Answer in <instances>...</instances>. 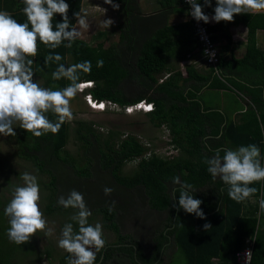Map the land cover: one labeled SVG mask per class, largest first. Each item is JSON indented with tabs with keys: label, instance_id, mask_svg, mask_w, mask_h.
I'll return each instance as SVG.
<instances>
[{
	"label": "trees",
	"instance_id": "1",
	"mask_svg": "<svg viewBox=\"0 0 264 264\" xmlns=\"http://www.w3.org/2000/svg\"><path fill=\"white\" fill-rule=\"evenodd\" d=\"M171 1L167 0L159 8L145 13L138 0H114V3L120 4V9L109 10H121L123 16V21L116 23L120 42L106 46L97 41L91 45L77 38L71 48L66 47L68 42L64 41L58 48L50 49L38 41V54L30 59L34 60V75L43 78L45 86L53 90L66 87L70 82L52 79V72L58 64H45V57L50 52L59 53L63 57L59 63L65 66L91 61V73L81 75V82L92 81L94 84L87 92L98 101H113L120 107L141 100L151 102L154 108L145 114L154 126L167 129L170 134L168 143L179 148L183 154L167 158L157 154L141 138L128 134L122 136L114 131L108 132L100 143L94 123L81 121L78 124L84 126L77 129L76 134L84 142L86 162L80 168L75 159L62 155L69 136L67 122L58 133L49 132L40 137L21 128L18 142L23 148L22 155L31 161L38 173L49 177L46 186L49 195L43 210L45 215L62 209L57 205V198L68 194L63 188V182H66L62 178L64 176L71 179L77 191L85 192L86 200L92 198L91 204L86 206L96 207L95 211L103 215L105 227L117 236L115 243H107L105 249L97 252L96 261L102 255V262L126 255L129 264H162L158 261L160 250L174 236L173 242L184 251L188 264H236L234 252L242 248L245 238L255 237L251 264H264V211L259 203L264 199V181L249 185L258 191L237 203L227 195L228 186L219 177L213 180L204 163V158L212 157L217 148L235 150L240 146L256 144L264 164V51L256 45V31L264 29V12L235 14L232 22L209 24L212 39L217 43L221 36L229 37V24L243 23L247 27V45L242 57L232 55L225 58L220 52L218 63L205 69L193 63L199 57L195 52L198 42L193 21L188 18L187 4L183 0ZM66 2L70 5L68 17L71 30L77 22L75 13L82 9L83 0ZM196 2L204 5V0ZM216 6L217 0H212L211 6H204L203 11L214 15ZM24 7L23 0H0V11H8L20 23L27 22ZM182 9L186 19L173 22L175 14L183 15ZM99 18L98 24L107 23L110 17L103 15ZM62 20L61 14H55L54 27ZM108 35L106 29L96 34L98 38ZM101 59L103 67H97V61ZM184 60L188 61L184 66L185 75L179 65ZM174 62H177V68ZM125 81L134 84L138 90L126 93L122 86ZM204 89L245 92L250 102L240 112L241 121L229 119L224 110L206 106L199 97ZM247 113L250 115L246 116ZM49 118L53 121L57 119L50 113ZM90 149H93L92 156ZM128 161L135 162V168L127 175L120 174L121 167ZM93 163L97 165L95 182L89 180L93 176L90 170ZM176 176L191 184L195 190L191 194L202 200L200 207L205 215L203 218L195 215V227L181 224L184 211L179 208V192L176 199H172L173 189L179 187L172 183V178ZM95 185L100 190L109 187L112 192L138 189L137 195L146 201L149 208L164 212L163 227L154 231L153 252L146 254L139 241L129 234H121L117 223L120 204L114 206L110 213L108 207L113 202L105 194H93L92 187ZM69 223L78 231L75 221L69 220ZM205 224L211 227L206 229ZM125 242H132L137 250L123 244L114 245ZM46 256L50 257V252H46ZM68 256L60 260L61 264H66ZM0 264H10L9 257L1 255Z\"/></svg>",
	"mask_w": 264,
	"mask_h": 264
},
{
	"label": "clouds",
	"instance_id": "2",
	"mask_svg": "<svg viewBox=\"0 0 264 264\" xmlns=\"http://www.w3.org/2000/svg\"><path fill=\"white\" fill-rule=\"evenodd\" d=\"M23 3L25 4L23 13L27 17V22L20 23L8 11H0V134L15 136L14 125L17 122L19 127L36 137L49 132L56 134L65 122L73 118L71 100L82 90V82L85 81L81 82V75L91 73V61L65 66L59 63L63 59L59 53L50 52L45 57V64L52 62L58 64L56 70L52 72V79L54 81L66 79L70 83L66 87L53 90L34 82V60L30 57H36L38 54V41L50 49H56L67 41L65 46L71 48L80 32L75 27L69 30L70 5L66 0H23ZM106 3L114 9L120 7L114 0H106ZM187 3L191 5L190 15L198 22L204 23L232 22L235 14L264 11V0H217L214 15L210 17L205 14L203 7H210L212 0H204V5L197 3L196 0H187ZM83 11L81 9L75 13L81 26L85 24ZM55 14H61L63 20L54 27ZM107 22L112 24L111 19ZM103 65L102 59L97 61V67ZM93 85L85 87L80 93L84 95V99L87 95H90V100L95 99L87 92ZM85 101L91 106L92 101L89 102L87 99ZM96 110L104 111L102 108ZM49 113L57 119L55 121L50 119ZM214 152L212 157L204 158V163L208 166L207 170L213 180L219 177L228 186L227 195L232 200L241 203L258 191L256 187L249 186L254 182L264 181L261 150L256 144L240 146L235 150L217 148ZM21 179L24 181L23 186L13 189L12 199L4 209L5 215L10 218L9 239L16 244L29 241L40 231L49 237L54 232V229L48 226L40 208L41 195L37 177L25 172ZM172 183L179 186L172 192L173 200L179 192V208L203 218L205 214L200 207L202 200L194 198L191 194L195 192L193 186L181 181L179 176L173 177ZM112 191L113 189L109 187L104 188L105 195H110ZM259 203L261 210L264 211V199ZM58 204L65 208L78 209L71 217L78 224V231L74 230L72 223H67L58 241V246L70 254L66 264H95L96 253L106 246V240L100 223L89 224L88 217L92 213L86 206L83 194L73 189L67 197L60 196ZM114 204L115 202L108 207L110 213L114 210ZM173 207L176 205L173 204ZM204 227L207 229L211 225L205 224Z\"/></svg>",
	"mask_w": 264,
	"mask_h": 264
},
{
	"label": "rangeland",
	"instance_id": "3",
	"mask_svg": "<svg viewBox=\"0 0 264 264\" xmlns=\"http://www.w3.org/2000/svg\"><path fill=\"white\" fill-rule=\"evenodd\" d=\"M107 6H109V4L106 3L105 0H83L82 9L84 11L82 15L85 24L81 26L77 21L74 25L80 32L78 38L85 40L91 45H95L97 41L102 42L106 46L121 41L119 28L116 23L119 24L122 22L123 16L117 11L109 10ZM181 12H183V9ZM103 15L109 16L110 18L108 19H111L113 24L108 25V22H101L98 24L100 19L99 16L103 17ZM183 17L186 18L185 12H183ZM174 20L175 19H172V21ZM105 29L109 31V35L107 37L100 36L98 38L96 36L97 32ZM262 33L264 34V31H262ZM262 37L264 41V35H262ZM218 48L220 49L221 46L218 45ZM193 63L195 66L199 65L196 61H193ZM174 64L177 68V62H174ZM179 65L181 71H183V75H185L183 63L180 62ZM198 67H200V65ZM200 71L205 72L204 70ZM33 79L34 82H37L40 86L46 87L43 78L34 75ZM122 86L128 94L138 90L134 84L128 81L123 82ZM244 93L243 91L235 92L231 89H204L199 94V97L206 106L220 108L229 116V119L240 122V114H233V112L247 108L248 100L247 95H244ZM71 109L73 118L71 121L67 122L69 124V136L65 148L63 149L65 152L62 155L65 156L67 154V157L75 159V161H77L76 165L79 168L86 162L83 153L86 150L84 142L79 140L76 134L77 129L84 126L82 125L80 127V124H78L81 121L94 123L93 127L100 135V143L108 136V132L114 131L122 134V136L128 134L141 138V140L146 142V144L148 143L157 154L164 155L167 158L183 154L179 148L171 147L172 145L168 143L170 141V134L167 129L164 126H154L148 115L143 112L128 114L122 111V109H109L102 112L95 109L93 110L85 101L84 95L79 93L71 100ZM249 115L250 113L246 114V116ZM14 127L16 132L15 136L0 134V211L2 212V214H0V257L1 255L4 258L9 257L10 264H61L59 260L65 255L70 254L58 246V241L61 239L64 225L69 223V220H72L71 217L78 211V209L70 207L65 208L58 204L59 197H67L68 194L59 195L57 198V205L64 210L58 209L50 215L44 214L48 226L54 229L52 236H45V233L40 231L23 244H16L9 239L8 229L10 227V218L5 215L4 209L12 199L13 189L17 186H23L24 181L21 179V175L28 172L37 177L41 195L39 203L42 211L47 204V197L49 195L46 189L49 177L45 174L38 173L31 161L24 158L22 155L23 148L18 142V139L21 137V127H19L18 122ZM94 148L95 146H93V149ZM93 149L89 151L91 156ZM93 165L94 166L90 168L93 176L89 178V180L95 182L97 165L94 163ZM135 165V162H126L121 167L120 174H129L135 168ZM93 167L94 170H92ZM65 173L66 172L63 174ZM62 178L66 181L63 182V188H66L68 193L76 188L71 182V179L66 176ZM92 190L93 194H105L104 190H100V187L96 185L92 187ZM137 190L138 189H120V192L114 191L106 197H109L112 202H115V207L117 204H120L117 213V223L121 234H129L132 238L140 240V242L143 243V250L146 254H149L152 252L153 242L151 239L154 231L161 226L160 222L164 220L165 214L164 212L149 208L146 201L142 200V198L137 195ZM80 193L83 194L86 204H91L92 198L88 197L86 200L85 192ZM251 202H253V200H251ZM88 209H90L92 213V215L88 217L89 224L95 225L96 223H100L103 227L104 239L106 242L108 244L115 243L117 241V236L112 230L105 227L103 215L95 211L96 207L92 206ZM183 211L181 224L190 227L188 222L193 221L195 215L187 213L184 209ZM191 217L193 219H191ZM46 252H50V257L46 256ZM166 254L167 256H164L162 259V264H188L187 256L181 248L174 250V247H170L166 250Z\"/></svg>",
	"mask_w": 264,
	"mask_h": 264
},
{
	"label": "built area",
	"instance_id": "4",
	"mask_svg": "<svg viewBox=\"0 0 264 264\" xmlns=\"http://www.w3.org/2000/svg\"><path fill=\"white\" fill-rule=\"evenodd\" d=\"M183 2L187 4L188 18H190L193 21V25L195 27V31L197 34L196 36H197L198 46L195 49V52L199 54V57L195 59V61L200 65V67H203L205 69L209 68L210 66H215L219 61L220 49L218 48V44L212 39V34L209 30L210 23H204L203 21L198 22L195 18H193L190 15L191 5L187 3V0H183ZM212 54H214V56H212ZM187 62H188L187 60L181 62L183 63V67ZM199 65H197V67ZM82 84L83 87L82 90L78 92L79 94L83 92L85 87L93 85L92 81H85L82 82ZM86 97L85 100L87 99V101L89 102L92 101L90 107L93 110L101 109V108L104 109V111L109 109L112 110L122 109V111L129 114L135 111L150 112L154 108L153 104L146 100H141L134 104H129L124 107H120L116 102L113 101L106 100L100 103L95 99L90 100L91 98L90 95H87ZM101 105H103V107H101ZM254 239L255 237L245 238L242 248L234 252V261L236 264H251ZM212 259L214 261L217 260V258H212Z\"/></svg>",
	"mask_w": 264,
	"mask_h": 264
},
{
	"label": "crops",
	"instance_id": "5",
	"mask_svg": "<svg viewBox=\"0 0 264 264\" xmlns=\"http://www.w3.org/2000/svg\"><path fill=\"white\" fill-rule=\"evenodd\" d=\"M165 1H167V0H138L140 7L142 8L143 12H145V13L151 12V11L155 10L156 8H159L161 6V4ZM173 1H171V2H173ZM107 7L110 9H113V7L110 4ZM119 9H120V7H119ZM261 12H264V11H261ZM119 13L122 14L121 10L119 11ZM175 15L173 16V18L175 19L173 22L186 19L185 17H183V15H179V14H175ZM209 16L211 17L213 15H209ZM214 22L215 21H212L209 23L213 24ZM262 31H264V29L263 30L258 29L256 31V45L264 51V41L262 39L263 38L262 35H264V34L262 33ZM228 34H229V37L221 36L220 40L217 41V44L219 46H221V48H220V49H222L221 53L223 54V56L225 58H229L232 55L237 57V58L242 57L245 54L246 45H247V27L243 23H240V22L231 23V24H229V27H228ZM260 36H261V38H260ZM247 100H248L247 101V106H248V102H250V99L248 98V96H247ZM217 109H220V108H217ZM220 110H222V109H220ZM241 111H243V110L240 109L237 112L234 111L233 114L239 113L240 114L239 116L241 117V113H240ZM231 118H232V115H231ZM191 219H193V218L191 217ZM188 223H189V226L195 227V225H196L195 224V217H194L193 221L188 222ZM162 227H163V225H161V228ZM154 236L155 235L153 234V237ZM153 237L151 239L152 242H153ZM173 241H174V236H171L168 244H165L161 248L158 261L159 260L162 261L163 257L167 256L166 250L168 248L174 247V250H176L178 248V245L175 244ZM154 246L155 245L153 243L152 250L154 249Z\"/></svg>",
	"mask_w": 264,
	"mask_h": 264
},
{
	"label": "flooded vegetation",
	"instance_id": "6",
	"mask_svg": "<svg viewBox=\"0 0 264 264\" xmlns=\"http://www.w3.org/2000/svg\"><path fill=\"white\" fill-rule=\"evenodd\" d=\"M156 211V210H155ZM162 222H160V224H161ZM159 224V225H160ZM134 240H137V241H139L140 242V240H138V239H134ZM141 243V245L143 244L142 242H140ZM121 244H123L124 246L125 245H127V246H132L133 247V249L136 251L137 250V246L135 245V244H133L132 242H125V243H120V244H114V245H116V246H118V245H121ZM105 247H107V242H106V246ZM142 247H143V245H142ZM105 249V248H104ZM93 250H95L94 248H93ZM97 254V253H96ZM103 255L101 256V258L98 260V261H96V263L95 264H129V261H128V259H127V257H126V255H119V256H117L116 258H112V259H110V260H107V261H105V262H102L103 260ZM139 261V260H138ZM59 262L61 263V261L59 260Z\"/></svg>",
	"mask_w": 264,
	"mask_h": 264
},
{
	"label": "snow or ice",
	"instance_id": "7",
	"mask_svg": "<svg viewBox=\"0 0 264 264\" xmlns=\"http://www.w3.org/2000/svg\"><path fill=\"white\" fill-rule=\"evenodd\" d=\"M101 107H103V105H101Z\"/></svg>",
	"mask_w": 264,
	"mask_h": 264
}]
</instances>
